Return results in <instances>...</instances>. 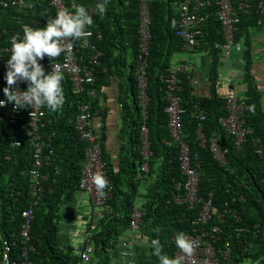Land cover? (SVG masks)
Returning <instances> with one entry per match:
<instances>
[{
    "label": "trees",
    "instance_id": "16d2710c",
    "mask_svg": "<svg viewBox=\"0 0 264 264\" xmlns=\"http://www.w3.org/2000/svg\"><path fill=\"white\" fill-rule=\"evenodd\" d=\"M262 1L233 0L239 17L235 39L236 44L243 42L244 75L248 83L245 96L239 97L244 104L241 119L244 120L246 130L250 131L246 143L238 147L236 139L228 136L221 123V119L228 115V95H220L217 89L219 69L223 64V50L217 45H223L225 39L214 2L206 8L209 17L201 28L203 35L196 49H206L211 54V91L206 95L197 92L192 85L191 74L188 78L185 76L180 94L181 107L184 109L183 136L189 142L193 158L196 159L194 165L200 164V196L205 201L212 196L214 206L223 212L226 209L225 215L228 217L226 224H221V243L228 239L234 248L232 258L222 264L264 260V93L251 81V32L264 22V15L258 9ZM4 2L10 0H0V99H5V61L9 58L6 49L11 47L14 33L21 31L23 34L25 25L45 27L48 20L56 16L51 0H36L27 12H19L10 4L5 7ZM71 2V5H83L89 11L93 9L90 14L94 25L91 28L97 27V32L103 35L98 44L103 56L97 67L96 82L94 86L88 87L96 89L97 96L92 98L87 93L76 94L68 76H65L63 105L57 111H50L46 107V131L54 134L52 149L55 156L52 166L43 170L47 179L43 182V198L35 211L31 243L35 251L30 253V259L37 264H80L77 250L59 238L60 223L64 220L61 213L77 200L81 192L80 182L87 159V143L81 141L73 120L82 102L91 103L94 111H102V90L109 85L110 79L115 78L121 81L120 104L124 119L121 147L118 162L115 163V159L107 153L105 133L98 135L95 129L102 145L112 196L108 201L110 211L98 219V231L92 238L94 251L90 264H114L112 255H118L119 250H122L121 254L127 264V248L124 243L129 240L125 236L130 232L132 214L136 207L143 214L139 238L149 246L145 254L150 253L153 264H159L152 247L153 241L158 239L163 254L176 258V235L184 233L188 236L204 228L199 222L198 208L192 210L185 204L175 202L174 197L179 193L178 185L182 184L184 188L186 175L182 170L179 144L174 141L169 129V116L166 113L169 102L165 99L167 94L161 83V77L168 73L173 58L184 52V41L177 34L181 24L180 0L150 2V101L145 110L136 78L141 38V0H109L107 14L103 17L95 12L98 0ZM245 3L250 7H242ZM36 20L40 24L36 25ZM47 60L46 57L41 63L46 65ZM146 125L153 153L148 161L143 154L141 141L142 129ZM24 126L25 122L21 120L16 135L23 142V147L9 152L10 143L14 141L9 133L16 127L4 120V108H0V247L5 242L20 244L22 213L31 206L32 201L29 194L31 177L25 169L26 165L32 164V149L28 148ZM200 129L205 136V145H202L203 140L199 138ZM215 137H219V145L226 154V166H222L211 151V141ZM6 153L12 160H6ZM144 162H148L150 169L146 177L139 179ZM230 210L237 212L241 220L228 213ZM211 224H214V220ZM237 228H245L248 232L238 234L235 231ZM19 249H15L13 260L22 258Z\"/></svg>",
    "mask_w": 264,
    "mask_h": 264
},
{
    "label": "built area",
    "instance_id": "2783aa9c",
    "mask_svg": "<svg viewBox=\"0 0 264 264\" xmlns=\"http://www.w3.org/2000/svg\"><path fill=\"white\" fill-rule=\"evenodd\" d=\"M36 0H13L10 2H4V6L9 4L15 6L19 12H27L33 7V3ZM158 0H141V15H140V47L137 58L136 78L138 82L139 96L141 98V104L143 110L148 106L149 98V76H148V63L150 55V23H151V10L150 2ZM214 2L216 7V15L219 21L222 23L223 35L225 43L223 45H217L223 50V59H229L236 46V31L237 24L239 23V17L237 11L234 8L233 0H180V17L181 24L178 28V36L184 41V52L188 55L196 52L200 44L199 38L203 35L202 26L205 24L209 17L206 8L211 7ZM69 0H51V6L56 10V13L60 10H72L74 11V4L69 7ZM242 7L249 8L248 4H243ZM259 12L264 15V1L259 4ZM93 13V9L89 11ZM35 24H39L38 21ZM92 35L88 37V42L85 44L83 40L80 42H74V49L71 55L65 57L63 54L56 59L48 58V63L44 65L45 69L50 71L55 64H59L60 70L63 76H68L69 81L72 84V89L76 94L87 93L89 97L95 98L97 96L96 89H91L96 82L97 67L100 65V59L103 56V52L98 46L102 40L103 35L101 32H97V27L88 29ZM17 38H22L21 31L14 33ZM13 36V37H14ZM11 47L6 49V52L10 58ZM8 58V59H9ZM7 64V61H5ZM193 70V65L188 59L179 63H172L167 74L161 77V83L164 85V91L167 94L166 100L169 102L166 108V113L169 116V129L171 131L172 138L179 144L182 170L186 175V183L183 188L182 184L178 185L179 193L175 195V202L177 204L187 205L190 209L195 210L198 208L199 222L204 225L202 231H195V233L188 235L187 237L192 241L193 253L188 256L182 253L179 249L175 253L176 258L179 257L182 260V264H222L223 261L227 262L233 255V244L228 239L226 242L221 243V235L223 233V226L228 219L225 211H221L213 204V197L205 201L200 196V164L194 165L192 149L189 142L184 139L183 136V123L182 118L184 109L181 107V92L183 91V81L190 77ZM62 87L64 90V80L62 81ZM18 90H27L25 83H18L16 85ZM227 110L228 116L221 119V123L228 136H232L236 139L238 147H242L247 141V135L250 131H247L244 127V120L241 119V114L244 110V104L241 99L233 90L228 95ZM4 108V120L16 128L10 130L12 143H10L8 151L18 150L23 147V142L16 138L19 133V126L21 120H24L26 128V137L28 148L32 149V164L26 165V172L31 177V183L29 186V194L32 197L31 206L24 210L22 213L23 225L20 232V241L18 245L5 242L0 247V264H37L31 257L30 253L35 251V247L32 246L33 241V224L35 220L36 207L41 202L45 187L43 182L47 179V176L43 174L44 168L52 166L53 157L55 152L52 149L53 133L46 131L47 126V113L46 106L36 107L33 109H15L14 105L6 104ZM98 111L93 110V106L89 102H82L78 106L77 114L73 120V124L80 135L81 141L87 143V159L82 171V179L80 182L81 192L88 195L95 207L100 208V212H95L91 225L85 233V241L79 246L77 251L80 258V264H90L93 254L92 238L98 231V219L104 216V213L110 211L108 201L112 196V186L110 183L109 174L107 171L106 163L103 160L101 144L98 141V137L95 133L94 119L98 115ZM146 116V114H145ZM201 118H203L201 114ZM199 138L204 140L205 136L200 129ZM142 145L143 154L148 161L153 156L151 150V143L149 139V128L146 126L142 129ZM211 151L213 152L216 160L222 165H227L226 154L219 145V137H215L211 141ZM6 160H12L9 154H5ZM2 155L0 154V162ZM148 162H144L142 166V173L139 175V179L146 177L149 172ZM26 173L24 172V175ZM101 175L105 178L107 184L103 189H99L95 183V176ZM183 188V189H182ZM235 202V199H234ZM98 210V209H97ZM240 221V217L237 212L232 210L228 211ZM214 220V224L211 221ZM143 222V214L138 207H136L132 214L130 232L134 236H140V225ZM222 224V225H221ZM259 227H256V229ZM238 234L248 232L245 228H237L235 230ZM241 236V235H240ZM239 236V237H240ZM18 241V240H17ZM126 250V256L128 258L127 264H141L138 260V254L134 243L129 240L124 243ZM22 246V248H20ZM16 248H20L21 259L13 260L12 255ZM84 248V249H82ZM245 264H264V260L256 261L253 263L251 260H247Z\"/></svg>",
    "mask_w": 264,
    "mask_h": 264
},
{
    "label": "clouds",
    "instance_id": "9594fccd",
    "mask_svg": "<svg viewBox=\"0 0 264 264\" xmlns=\"http://www.w3.org/2000/svg\"><path fill=\"white\" fill-rule=\"evenodd\" d=\"M71 1L69 0V7H72ZM108 3L109 0H98L95 5L96 14L105 16ZM93 25V16L83 5L74 6V11H58L45 27L25 25L22 38L14 36L11 39V54L4 77L7 85L3 89L5 99H0V108L10 103L17 110L46 106L50 111H57L64 103L61 66L55 64L48 71L41 62L46 57L56 59L62 54L65 57L71 55L74 42H88V37L92 35L88 29ZM18 83H25L27 90H18ZM94 180L99 189L106 187L107 182L103 176L97 175ZM175 245L185 255H192V241L184 233L176 235ZM152 247L159 264H182L181 258H170L163 254V247L158 239L153 241Z\"/></svg>",
    "mask_w": 264,
    "mask_h": 264
},
{
    "label": "crops",
    "instance_id": "0c3cea01",
    "mask_svg": "<svg viewBox=\"0 0 264 264\" xmlns=\"http://www.w3.org/2000/svg\"><path fill=\"white\" fill-rule=\"evenodd\" d=\"M251 34L253 37V67L251 71L253 77L251 81H254L259 90L264 93V22L258 28L253 29ZM243 52V42H238L231 57L223 59V64L219 69L220 81L217 88L220 95H229L235 90V93H238L240 97L245 96L248 83L245 81L244 75ZM186 59L193 65L192 85L196 87L197 92L201 95L209 94L211 91L210 74L212 65L209 50L199 49L190 55L182 52L173 58V63H179ZM235 75L236 78L233 79ZM120 86L121 81L119 79L109 80V85L102 90L101 107L103 109L102 111L97 110L99 113L94 119V127L98 135L101 132L105 133L107 153H110L115 159V163L118 162L117 158L121 147V128L124 120L120 104ZM64 209L71 210L65 211L67 221L63 220L65 226L61 229L59 238L62 242L67 245L70 244L77 250V247L84 243L85 233L89 229L95 212H100V208L93 205L88 195L80 192L77 200ZM127 238L137 246L136 251L141 264H153L151 254L149 252V254H145V250L149 247L148 244L131 232L127 233L125 239ZM121 251L119 250L118 255H112L114 264H126Z\"/></svg>",
    "mask_w": 264,
    "mask_h": 264
},
{
    "label": "rangeland",
    "instance_id": "374dc122",
    "mask_svg": "<svg viewBox=\"0 0 264 264\" xmlns=\"http://www.w3.org/2000/svg\"><path fill=\"white\" fill-rule=\"evenodd\" d=\"M129 61H130V56H129ZM236 73V72H235ZM236 78V75H235V77L233 78V79H235ZM67 210H71V209H63V211H62V213H61V215L64 217V219H65V221H67V219H66V212L65 211H67ZM65 221L64 222H62V223H60V229H62L64 226H65ZM63 231V230H62ZM64 239H65V237H64ZM79 250V246L77 247V251Z\"/></svg>",
    "mask_w": 264,
    "mask_h": 264
}]
</instances>
